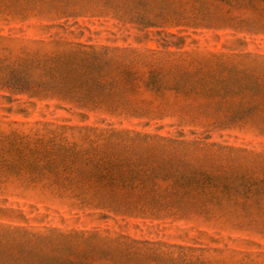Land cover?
<instances>
[{"label":"rangeland","instance_id":"obj_1","mask_svg":"<svg viewBox=\"0 0 264 264\" xmlns=\"http://www.w3.org/2000/svg\"><path fill=\"white\" fill-rule=\"evenodd\" d=\"M72 1L0 6V79L13 68L35 80L51 57L113 48L151 49L165 69L167 58L182 68L154 90L137 64L132 91L83 105L0 80V264H264V90L243 86L264 85V28L247 26L264 20V0H208L231 11L222 28L182 20L145 30ZM221 78L240 92L208 91ZM109 130L205 140L232 149L223 152L232 166L168 208L122 201L83 161L101 156Z\"/></svg>","mask_w":264,"mask_h":264},{"label":"trees","instance_id":"obj_2","mask_svg":"<svg viewBox=\"0 0 264 264\" xmlns=\"http://www.w3.org/2000/svg\"><path fill=\"white\" fill-rule=\"evenodd\" d=\"M25 1L0 0V6L14 11L19 8L25 12L23 10L26 8L22 7ZM78 1L73 0L71 5L75 6ZM216 1L224 2L230 8H239L244 0ZM85 5L92 6L91 9L95 11L106 7L141 30L167 21H172L168 23L169 26L176 27L182 20L201 22L203 27L222 28L234 20L230 10L217 9L208 0H86ZM247 26L263 29L264 20L249 21ZM158 55L151 49H146L142 55L125 48H113L103 53L80 50L51 57L47 69L35 80L24 77L13 68L0 80L8 90L29 98L97 104L132 91L136 80V72L132 68L137 64L149 69L145 87L154 90L182 68L179 61L167 58L163 64L169 66L165 69ZM215 82L222 85L208 91H223L224 94L240 92V88L231 86L227 78ZM243 86L264 90V85L259 86L254 82ZM261 101V98L251 99L248 103L258 105ZM104 133H107V137L100 147L101 156L94 155L83 161L89 168L87 175L107 181L108 185L104 187L115 190L116 197L122 201L136 197L146 204L168 208V202L195 196L202 193L200 190L204 183L222 179L210 173L213 168L232 166L223 153L232 149L205 140L187 139L180 134L164 137L131 130H109ZM112 138L113 142L107 141ZM129 205L135 206V200Z\"/></svg>","mask_w":264,"mask_h":264}]
</instances>
